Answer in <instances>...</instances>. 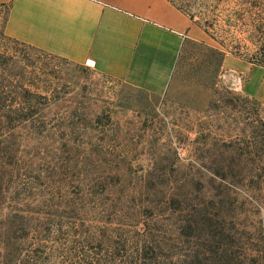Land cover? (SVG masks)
<instances>
[{
    "label": "rangeland",
    "instance_id": "obj_1",
    "mask_svg": "<svg viewBox=\"0 0 264 264\" xmlns=\"http://www.w3.org/2000/svg\"><path fill=\"white\" fill-rule=\"evenodd\" d=\"M6 15L0 264H264L263 66L186 41L157 95L11 39Z\"/></svg>",
    "mask_w": 264,
    "mask_h": 264
},
{
    "label": "crops",
    "instance_id": "obj_2",
    "mask_svg": "<svg viewBox=\"0 0 264 264\" xmlns=\"http://www.w3.org/2000/svg\"><path fill=\"white\" fill-rule=\"evenodd\" d=\"M0 7L11 39L157 95L186 41L209 36L170 0H0Z\"/></svg>",
    "mask_w": 264,
    "mask_h": 264
},
{
    "label": "trees",
    "instance_id": "obj_3",
    "mask_svg": "<svg viewBox=\"0 0 264 264\" xmlns=\"http://www.w3.org/2000/svg\"><path fill=\"white\" fill-rule=\"evenodd\" d=\"M170 1L221 46L264 67V0Z\"/></svg>",
    "mask_w": 264,
    "mask_h": 264
}]
</instances>
